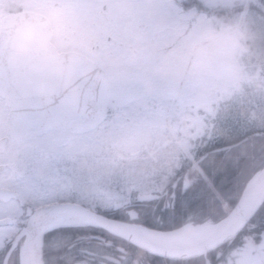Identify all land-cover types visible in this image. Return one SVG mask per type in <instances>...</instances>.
Here are the masks:
<instances>
[{"label":"rangeland","instance_id":"rangeland-1","mask_svg":"<svg viewBox=\"0 0 264 264\" xmlns=\"http://www.w3.org/2000/svg\"><path fill=\"white\" fill-rule=\"evenodd\" d=\"M12 1L16 0H0V19L10 11L7 3ZM17 1L25 2L28 9L45 10L61 48L90 53L113 76L111 97L105 103L108 111L101 117H69L56 129L35 132L45 140L46 151L63 158L64 174L73 182L70 186L64 178L62 194L106 207L128 201L132 194L164 189L180 158L178 146L190 153L191 160L195 157L196 142L167 143L169 136H183V129L177 132L173 122L183 118L188 102L195 125L185 127L184 133L194 134L199 128L207 145L222 133L229 135L233 125L240 127L235 133L264 126V20L249 8L234 22L218 25L204 13L182 8L177 0ZM149 34L157 48L133 52ZM168 43L176 48L165 50ZM6 111L0 97L2 125ZM88 144H93L91 160L80 163L73 152ZM36 155L32 153L30 159L34 161ZM2 156L6 159L7 154ZM9 230L0 228V240ZM245 247L249 256L239 254L238 264L263 263L264 239Z\"/></svg>","mask_w":264,"mask_h":264},{"label":"water","instance_id":"water-1","mask_svg":"<svg viewBox=\"0 0 264 264\" xmlns=\"http://www.w3.org/2000/svg\"><path fill=\"white\" fill-rule=\"evenodd\" d=\"M53 34L52 22L44 12L23 10L2 18L0 94L6 99L10 114L8 136L0 140V152L6 149L10 137L24 140L35 128L59 126L66 117L76 113L95 118L103 110L104 100L110 92L109 73L83 53L60 52L52 40ZM13 196H16L15 192L0 189L2 199ZM263 203L264 179L253 196H246L244 192L238 204L222 220L228 222L223 230L201 244L186 248L160 246L136 232V223L111 218L80 204L68 205L66 210L92 220L149 252L171 258H190L208 256L210 251L235 238ZM62 206L50 205L34 213L30 226L36 238L29 246L32 264H45L46 222L42 223V219L56 216ZM137 217L132 215V219Z\"/></svg>","mask_w":264,"mask_h":264},{"label":"flooded vegetation","instance_id":"flooded-vegetation-1","mask_svg":"<svg viewBox=\"0 0 264 264\" xmlns=\"http://www.w3.org/2000/svg\"><path fill=\"white\" fill-rule=\"evenodd\" d=\"M62 5V3L59 4V6ZM136 46L138 44L132 48V51L141 53V50L136 48ZM76 50H78L77 47ZM106 68L110 71L107 66ZM149 99L153 100V97ZM190 107L191 105L188 102L183 111V118H180V120L175 119L173 124L177 132H181L183 129V136L178 138L177 141L182 139L184 144L191 141L196 142L197 146H194L192 149L194 152H197L205 141V132H200L198 128L194 134H191L190 131L186 134L184 133L185 127L190 128L195 125L193 120L194 114L191 112ZM199 114V116H204L202 112H199ZM74 117L81 118V116ZM83 119L85 118L83 117ZM203 120L204 117L201 118V123L199 124H202ZM211 126L214 127L215 122H212ZM37 131L41 130L32 132L22 142L10 140L8 150L0 154V158H4L2 155L7 154L6 159H0V188L10 189L16 192L15 198L8 201L0 199V228L10 229L8 234L4 235V238L0 240V242L2 241L0 244V264H13L19 254V246L24 238H32V230H29L28 227L37 209L52 204H62V209L67 212L70 209L66 210V206L69 208L68 205L73 203L81 204L86 208L99 212H102L108 207L95 205L88 201H79L76 197L68 195V193L62 194L63 187L65 186L62 183L64 178L66 177L70 186H72L71 183L73 181L69 180L68 176L64 174L66 173L65 166L61 165L63 158L55 152L45 150L47 147L45 140L41 136H36L35 132ZM87 131H89L88 127ZM235 131L236 129L233 130L234 134ZM170 139L172 140L174 137ZM54 145L57 146V144ZM176 145L178 144L176 143ZM92 146L93 144H88V146L86 145L84 148L74 151L73 158L77 159L80 163L84 162L85 158L91 160L90 149ZM84 150H86V154H84ZM178 150L179 153L181 152L180 158L170 173L171 182L174 183V187H177L182 180L185 167L189 169L190 167H196V164H185V162L182 164L186 152L181 150L180 146H178ZM32 153H37L34 161L30 159ZM54 159L55 161H53ZM52 172H55V174L52 175ZM169 191L170 188L167 187L166 192ZM150 197L151 194L146 193L145 196L144 194H138V196L129 198L140 201ZM133 208H125L123 211L130 212V209ZM49 219V216L43 218L42 223L46 222L47 226ZM49 245H53L54 248L51 254L49 253V249H47ZM132 246L137 249L139 247L120 236L112 235L105 231H102L100 234L80 235L77 228L68 226L61 227L55 230H47L45 233V264L48 263L47 254H49V257L55 259L51 264H127V262L132 263L134 260L135 263L139 264H203L204 261L206 263V258L203 261L201 257L174 259L149 254V252H146L149 255L147 262H141L136 259L134 252L128 251V247ZM123 260L125 261L123 262Z\"/></svg>","mask_w":264,"mask_h":264},{"label":"trees","instance_id":"trees-1","mask_svg":"<svg viewBox=\"0 0 264 264\" xmlns=\"http://www.w3.org/2000/svg\"><path fill=\"white\" fill-rule=\"evenodd\" d=\"M177 1L187 11L195 10L198 14L204 13L207 17L214 18L218 25L234 22L235 16L246 8L264 20V0L235 1L232 4L209 3L205 0ZM11 4L7 3L10 11L27 8L23 1L16 0ZM153 39L151 34L144 38L143 54L157 48V44L152 43ZM175 47L176 44L164 45L169 51H173ZM186 164H197V169L184 168L185 174L179 186L174 188L172 183L170 192L155 194L156 196L143 200L141 204L132 205L140 213L138 221L160 229H172L190 220L202 222L208 219L220 220L227 216L240 200L248 180L255 172L264 168V128L250 131L245 137H233L215 143L201 151L195 163ZM127 206L129 205L120 206L121 209L116 211L115 216L127 218V211H123V207ZM77 229L80 235L100 234L104 231L99 226ZM263 236L264 203L243 231L232 241L211 252L210 257L218 264L219 261L226 260L234 249L245 246L248 241H261ZM47 249L50 254L54 251L53 245L47 246ZM128 251L134 252L138 261L147 262L149 255L143 250L132 246L128 247ZM200 257L204 261V256ZM47 261L51 264L55 259L47 254ZM13 264H20L19 254ZM127 264L139 263L134 260ZM203 264H206L205 261Z\"/></svg>","mask_w":264,"mask_h":264},{"label":"bare ground","instance_id":"bare-ground-1","mask_svg":"<svg viewBox=\"0 0 264 264\" xmlns=\"http://www.w3.org/2000/svg\"><path fill=\"white\" fill-rule=\"evenodd\" d=\"M263 179L264 169L258 171L251 178L247 185L245 195L253 196ZM237 216L239 215H236V217ZM88 224L94 223L90 219L79 214L66 212H60L59 214L54 216L49 223L51 228L59 226H74ZM227 224L228 222L225 221L216 223L212 220H209L199 224L194 221H190L179 228L168 231L156 230L147 226H143L141 224L134 225V229L147 240L159 244L160 246H164L165 248H186L205 242L207 239L215 236L221 230H223L227 226ZM31 232V240H33L35 238V234L33 231ZM31 240H29L23 246L21 257L22 264H32V260L29 253V246Z\"/></svg>","mask_w":264,"mask_h":264}]
</instances>
